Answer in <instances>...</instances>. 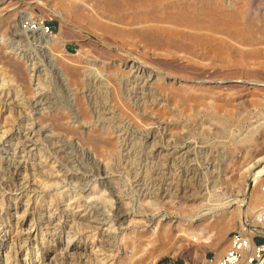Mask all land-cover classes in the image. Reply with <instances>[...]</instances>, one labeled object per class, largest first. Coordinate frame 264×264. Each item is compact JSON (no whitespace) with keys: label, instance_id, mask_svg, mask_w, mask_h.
<instances>
[{"label":"rangeland","instance_id":"374dc122","mask_svg":"<svg viewBox=\"0 0 264 264\" xmlns=\"http://www.w3.org/2000/svg\"><path fill=\"white\" fill-rule=\"evenodd\" d=\"M41 1L66 20L34 0H0V193L23 188L34 215L54 212L67 226L49 229L42 241L63 231L64 243L70 213L84 207L104 224L95 241L116 253L111 264H143L156 251L152 264H212L234 231L245 234L241 222L261 231L253 241H264L262 205L245 204L252 176L264 170V0H149L115 10L97 0ZM218 12L236 19L216 22ZM34 18L61 39L55 65L37 32L20 29ZM65 63L88 71L83 79L92 86L64 81L56 65L64 72ZM86 89H98L97 102ZM75 96H85L86 109L71 104ZM237 205L241 216L232 211ZM118 208L136 220L118 226ZM205 208L212 210L198 215ZM156 223L171 228L168 238L156 231L147 239ZM77 230L92 238L86 227ZM54 239L52 256L62 247ZM21 258L10 252L11 264Z\"/></svg>","mask_w":264,"mask_h":264},{"label":"bare ground","instance_id":"6f19581e","mask_svg":"<svg viewBox=\"0 0 264 264\" xmlns=\"http://www.w3.org/2000/svg\"><path fill=\"white\" fill-rule=\"evenodd\" d=\"M36 3L42 5L43 7H45L49 12L50 15H52L53 17H57L59 19H65V11H63L62 9L56 8L55 6H49L48 4L44 3L41 0H34ZM76 1V0H75ZM94 1V0H92ZM139 1H149V0H97L96 3H98V5L101 6H105L108 9L111 10H115V9H120L123 8L131 3H135V2H139ZM201 1V0H198ZM95 2V1H94ZM67 3V2H66ZM69 3V2H68ZM94 5V3H92ZM91 4V5H92ZM206 4V3H205ZM93 7V6H92ZM91 8V7H90ZM94 8V7H93ZM190 10V9H189ZM91 11V10H90ZM94 11V10H93ZM179 16L181 14V11H178ZM188 12V11H187ZM210 12V11H209ZM212 12V11H211ZM210 12V13H211ZM189 13V12H188ZM213 13V12H212ZM216 13V11H215ZM234 13V12H233ZM231 13H223V12H218L215 16V21L216 22H224L228 25H232V23L235 21V15ZM237 13V12H236ZM92 14V13H91ZM190 14V13H189ZM199 14V13H197ZM214 14V13H213ZM239 14V13H238ZM152 15V14H151ZM150 15V16H151ZM186 16V15H185ZM189 16V15H188ZM96 17V16H95ZM178 17V16H177ZM94 18V17H93ZM103 18V16H102ZM139 18V17H138ZM137 18V19H138ZM179 18V17H178ZM186 18V17H185ZM190 18V17H189ZM188 18V19H189ZM197 18V17H195ZM106 19V18H105ZM191 19V18H190ZM189 19V20H190ZM194 19V18H193ZM191 19V20H193ZM213 19V18H212ZM106 21V20H105ZM150 21V20H149ZM213 21V20H212ZM108 22V21H107ZM121 22V21H120ZM137 22V21H136ZM167 22V21H165ZM175 22V21H174ZM179 22V21H178ZM215 22V23H216ZM116 23V22H113ZM168 23V22H167ZM118 24V23H116ZM115 24V25H116ZM182 24V23H181ZM218 24V23H217ZM192 25V24H191ZM216 26V25H215ZM134 27V26H133ZM132 29H137V28H133ZM127 28V27H126ZM128 29V28H127ZM130 29V31L132 30ZM132 30V32H133ZM175 30V29H174ZM181 30V29H180ZM184 30V29H183ZM137 31V30H136ZM143 33L148 36V37H157L159 38L161 34L158 33V31H155L154 28H145L144 30L142 29ZM135 32V31H134ZM187 32V31H186ZM190 32V31H189ZM187 32V33H189ZM36 33V32H35ZM135 35V34H134ZM140 35V33L138 34ZM136 33V36H138ZM142 35V33H141ZM190 35V34H189ZM37 38L41 41L44 42V46L43 49L46 48L48 50H51V54H47L48 58L50 61H52L54 59L55 56V52L57 51V46L59 45V43L61 42L60 37L58 36H53L52 34H47L44 33L43 31H37ZM188 36V35H187ZM143 37V36H142ZM147 37V38H148ZM140 39V37H139ZM142 39V38H141ZM144 39V38H143ZM152 39V38H149ZM161 39V38H159ZM155 40V38H154ZM167 40V39H166ZM199 40H203V39H199ZM207 40V39H206ZM149 41V40H148ZM157 41V40H156ZM139 42H142V40H140ZM150 42V41H149ZM160 42V40H159ZM63 43V42H62ZM165 43V42H164ZM163 43V44H164ZM149 44V43H148ZM151 44V43H150ZM161 45V44H160ZM173 44H171L172 46ZM175 45V44H174ZM147 49V48H146ZM157 49V48H156ZM173 50V49H172ZM156 51V50H155ZM45 52V51H44ZM58 56V55H56ZM136 56V55H135ZM60 58V57H59ZM136 58H138L136 56ZM122 59V58H121ZM141 59V58H140ZM62 61V60H61ZM144 61V60H143ZM142 61V62H143ZM55 61H52V63H54ZM73 62V60H72ZM82 62V61H81ZM80 62V63H81ZM57 64V63H56ZM135 64V63H134ZM144 64H146V62H144ZM55 65V63H54ZM82 66V65H81ZM174 67V66H173ZM63 70L64 72H66L67 76L64 74L63 71L60 70V68H58V66L56 65V69H57V74L62 75L63 80L66 82L68 80H70V82H74L77 83L78 81H81L84 77V75L87 77L90 73H85L82 71L81 67L79 66V64H74V65H70V64H63ZM180 68V67H178ZM20 69V68H19ZM15 70V69H13ZM17 70V69H16ZM18 71V70H17ZM22 71V70H21ZM158 71V70H157ZM142 72V71H141ZM150 72V71H148ZM164 72V71H163ZM166 72V71H165ZM23 73V71H22ZM21 73V74H22ZM132 73V72H131ZM151 73V72H150ZM167 73V72H166ZM16 74V73H15ZM19 75H21L18 72ZM129 75V74H128ZM141 75V74H140ZM173 75V74H172ZM24 76V75H23ZM131 76V75H130ZM19 77V76H18ZM21 77V76H20ZM26 77V76H25ZM180 77V76H178ZM24 78V77H23ZM137 78V77H136ZM175 78V77H174ZM54 79V78H53ZM87 79V78H86ZM181 79V78H180ZM26 80V79H25ZM144 81V80H143ZM179 81V80H178ZM200 81V80H199ZM69 82V81H68ZM85 83V81H84ZM141 83V82H140ZM138 83V84H140ZM148 83V82H147ZM86 86L91 87L93 82L91 81L90 83L86 82L85 83ZM97 84V83H96ZM142 85V84H141ZM140 87V86H138ZM146 87V86H145ZM71 90V89H70ZM81 90V89H80ZM98 89H86V91L89 93L90 95V102H97V98L94 96L98 91ZM64 91V90H63ZM85 91V90H84ZM81 92V91H79ZM100 92V91H99ZM86 94V93H85ZM122 95H125V90L123 89L121 92ZM115 96V95H114ZM76 97V96H75ZM71 97L69 100L71 101V104L73 102H75L76 104H82L84 106V101H85V96H77L76 98ZM87 97V96H86ZM124 98V97H123ZM56 99V98H55ZM68 99V98H65ZM116 99V98H115ZM139 99V98H138ZM144 99V98H143ZM88 100V99H87ZM120 100L122 101V98H120ZM147 100V99H146ZM145 100V101H146ZM66 101V100H65ZM60 102V101H59ZM18 103V102H17ZM69 103V102H68ZM18 105V104H17ZM83 108V107H82ZM84 108L86 109V106H84ZM84 116V115H83ZM99 117V116H97ZM42 118V117H41ZM85 118H91V116L86 113L85 114ZM9 122V121H8ZM7 127V126H6ZM65 128V127H64ZM69 129V128H68ZM75 131V130H74ZM17 132V131H16ZM70 132V131H69ZM5 133V132H4ZM62 134V133H61ZM6 136V134H5ZM3 136V137H5ZM124 136V135H123ZM90 137V136H89ZM126 138V137H125ZM87 138V141L92 143V146L94 147V142H95V138L92 139L94 140V142L92 141L91 137ZM98 139V138H97ZM24 140V139H23ZM99 140V139H98ZM134 141L133 145H134V150L140 146L139 141L137 139H132ZM31 141V140H30ZM84 141V140H83ZM84 141V142H87ZM97 141V140H96ZM101 141V140H100ZM125 141V140H124ZM10 142V141H9ZM24 142V141H23ZM105 142V141H104ZM26 143V142H25ZM122 143V142H121ZM29 144V142H28ZM72 144V143H71ZM131 144V143H130ZM14 145V144H13ZM31 143L28 145L30 146ZM107 145V143H106ZM123 145V144H121ZM67 146V145H66ZM23 148V147H22ZM29 148V147H28ZM75 148V147H74ZM77 149V148H76ZM32 150V149H31ZM60 150V149H59ZM120 150V149H119ZM33 151V150H32ZM86 152L91 156L94 157V153L90 152L89 150H86ZM64 153V152H63ZM87 154V155H88ZM89 156V158H90ZM87 157V156H86ZM85 157V158H86ZM262 157V156H261ZM259 158V157H258ZM88 159V158H87ZM92 159V158H91ZM22 160V159H21ZM71 160V159H70ZM89 160V159H88ZM94 160V158H93ZM92 162V161H90ZM94 162V161H93ZM98 162V161H97ZM63 163V162H62ZM36 164V163H35ZM61 164V163H60ZM82 164V163H81ZM36 166V165H35ZM39 167V166H38ZM29 168V167H28ZM57 168V167H56ZM59 168V167H58ZM15 169L17 174H19V176L22 175V172H26V165L25 163H23L22 161H17V163L15 164ZM14 170V169H12ZM40 170V169H39ZM61 170V169H60ZM30 171V170H29ZM42 171V170H41ZM66 171V170H65ZM28 172V171H27ZM44 172V170L42 171ZM62 172V171H61ZM29 173V172H28ZM56 173V172H55ZM43 174V173H42ZM41 174V175H42ZM31 175V174H30ZM75 175V174H74ZM33 176V175H32ZM58 176V175H57ZM56 176V177H57ZM67 176V175H66ZM23 179H25L27 181V176H21ZM31 177V176H30ZM48 177V176H47ZM65 177V176H64ZM103 177V176H102ZM105 177V176H104ZM51 178V177H50ZM58 178V177H57ZM17 180V179H16ZM48 180V179H47ZM264 180V170L261 171H257L254 173V175L252 176V184H249V186L246 189V194H247V201H245V204H260L262 206H260V210H259V214L258 215H262V213H264V192H262L260 190L257 189V186L261 185V181ZM18 181V180H17ZM183 181V180H182ZM7 182V181H6ZM31 186H36L37 185V181L36 180H31L29 181ZM5 184V183H4ZM46 184V183H45ZM83 184V183H82ZM21 185V184H20ZM6 186V185H5ZM70 186V185H69ZM101 186V185H100ZM3 188V187H2ZM14 188V187H13ZM5 189V188H4ZM9 189V188H8ZM4 191L0 193V264H11L10 263V252L14 251L15 253L20 254V256H22L21 261L19 264H111L109 263L112 258L114 257V253L112 252V250L110 249H106L103 245V241H101V239H97V241H95V238L100 236V238H104V234L101 235V233H99L100 229L102 228V226L104 224H102L103 222H99L97 221V219H92L89 215V210L88 208L84 207L82 209H76L73 210L71 214V221L72 223L68 224V228L69 231L66 230L67 232V237H66V241L63 243V241H61L62 236H63V231H59V233L55 235V233L51 234L50 238H46L45 241L43 242V236L45 234V232L50 231L49 229H55L57 230L58 227L63 228L66 225L62 224L61 226H59V223H56V218L55 215H53V213H49V212H45L44 210L39 211L36 215L33 214V212L29 209V202H30V198L28 197L27 194H25V192L23 191V188H15V189H11ZM27 189V187L25 188ZM29 189V186H28ZM38 189V188H37ZM30 190V189H29ZM32 190V189H31ZM185 190V189H184ZM2 191V189L0 190ZM30 192V191H28ZM37 192V191H36ZM33 195V194H32ZM179 197V196H178ZM77 200V199H76ZM33 202V201H32ZM116 202V201H115ZM31 203V202H30ZM65 203V202H64ZM53 204V203H52ZM59 204V202H58ZM244 202L241 203V205H243ZM83 205V204H82ZM75 206V205H74ZM119 206V205H118ZM250 206V205H249ZM37 207V206H36ZM92 207V205H91ZM94 207V206H93ZM123 207V206H122ZM247 207V206H246ZM254 207V206H253ZM60 208V207H59ZM63 208V207H61ZM79 208V207H77ZM39 209V208H38ZM50 209V208H48ZM96 209V208H95ZM115 209V208H114ZM36 210V208H35ZM146 210V209H145ZM211 208H205L202 213L198 214V215H202V214H207L211 212ZM62 211V210H61ZM82 212L83 214H85V217L82 215V217L84 219H82V222L79 221V212ZM103 211V210H102ZM134 211V210H133ZM132 211V212H133ZM232 211H236L239 215L240 211V206L237 205L236 207L233 208ZM80 212V213H81ZM113 212V211H112ZM129 211H120L119 208L114 212V217H115V222L116 224L119 226L123 223H130L136 220L135 217L133 216H128L127 213ZM69 213V212H68ZM96 213V212H95ZM136 214V213H135ZM105 215V214H104ZM58 216V215H57ZM197 216V215H196ZM241 216V215H239ZM60 217V216H58ZM65 217V216H64ZM193 217V216H192ZM62 218V217H61ZM67 219V217H66ZM110 219V217H109ZM68 220V219H67ZM70 221V220H69ZM103 221V220H102ZM156 227L155 230H153L152 232H149V235H147V239L151 240V238L154 236V232H156L155 234H157V236L159 235L160 237H163L164 239L168 238L171 234V228H164V224H159L156 223ZM79 226H84L87 228V231L89 233H91V239H88V237H90L88 234L86 235H81L78 232V227ZM123 226V225H122ZM219 226V225H218ZM67 227V226H66ZM241 227L244 229L245 234H249V236H247L248 240L250 242H252V236L254 234L257 233H261V231L257 230L254 227H249L247 226V224L245 222H241ZM67 228V229H68ZM118 228V227H117ZM129 228V227H128ZM201 228V227H200ZM121 229V227H120ZM126 229V228H125ZM65 230V228H64ZM103 232L105 233L106 231L104 229H102ZM58 232V231H57ZM50 233V232H49ZM220 233V232H219ZM66 234V233H65ZM107 235V234H106ZM112 235V234H111ZM222 235V234H221ZM52 236H54V238L56 237L57 241L56 243L58 244V246H62L59 248L58 252H54V255H48V250H50V246L55 247L54 245H56L55 243L53 244V242L55 241L54 238H52ZM96 236V237H95ZM116 236V235H115ZM49 237V236H48ZM115 238V237H114ZM139 238V237H137ZM52 240V243H51ZM112 240V238H111ZM117 241V240H115ZM139 241V240H138ZM113 242V241H111ZM134 242V241H133ZM109 243V242H108ZM148 245V243L146 244ZM107 246V245H106ZM116 246V244H115ZM112 248V247H111ZM120 248V247H119ZM55 250V249H54ZM53 251V250H52ZM133 251V250H132ZM161 251H156L151 253V255L148 256V258H146L143 261V264H152L154 259H157V256L160 255ZM14 254V253H13ZM53 254V253H52ZM116 255V253H115ZM221 256L218 255V258ZM15 257V254H14ZM116 257V256H115ZM114 259V258H113ZM126 261V260H125ZM15 262V261H14ZM19 262V261H18ZM120 264H129L127 262H121ZM238 264H248L247 262H245V260H241ZM259 264H264V257L261 258V260L259 261Z\"/></svg>","mask_w":264,"mask_h":264},{"label":"built area","instance_id":"2783aa9c","mask_svg":"<svg viewBox=\"0 0 264 264\" xmlns=\"http://www.w3.org/2000/svg\"><path fill=\"white\" fill-rule=\"evenodd\" d=\"M20 29L27 32L43 31L51 33L49 25L42 19H24L20 22ZM264 192V185L261 186ZM264 257V241L250 242L247 236L241 231H234L231 235L229 248L216 261L211 259L212 264H238L245 260L248 264H257Z\"/></svg>","mask_w":264,"mask_h":264},{"label":"trees","instance_id":"16d2710c","mask_svg":"<svg viewBox=\"0 0 264 264\" xmlns=\"http://www.w3.org/2000/svg\"><path fill=\"white\" fill-rule=\"evenodd\" d=\"M257 241H259V242H260V241H262V239H258ZM157 264H162V263H161V262H159V263H157Z\"/></svg>","mask_w":264,"mask_h":264}]
</instances>
